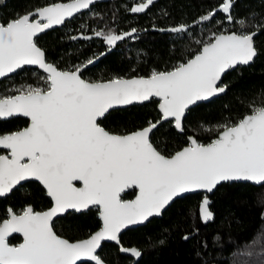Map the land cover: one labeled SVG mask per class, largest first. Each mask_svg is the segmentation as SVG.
<instances>
[{
    "label": "snow or ice",
    "instance_id": "1",
    "mask_svg": "<svg viewBox=\"0 0 264 264\" xmlns=\"http://www.w3.org/2000/svg\"><path fill=\"white\" fill-rule=\"evenodd\" d=\"M93 2L54 3L0 23V78L24 66H38L47 73L46 87L22 86L15 90L17 94L0 97V119L22 115L31 121L23 130L0 135V148L10 153L0 155V197L22 181L35 179L54 202L43 212L31 206L19 214L8 209L9 218L0 221V264H77L84 258L103 264L97 255L102 241L118 242L121 229L159 215L182 193L212 192L223 182L234 181L264 186V106L253 105L251 114L237 123L218 126V138L208 144L189 138V146L171 156L162 155L149 139L156 124L116 135L98 123L114 106L158 97L163 117L174 118L175 127L183 131L182 118L189 106L224 93L227 86L220 82L225 71L248 65L256 57L255 33L214 34V40L194 58L170 71L153 70L147 78L87 82L79 75L80 66L61 71L46 62L34 38L63 25ZM152 3L146 0L131 11L143 12ZM233 3L225 0L217 10L228 13L229 22ZM213 15L202 16L200 22L210 21ZM135 31L95 35L111 47ZM171 31L185 32L187 26ZM74 181L83 186L77 187ZM132 186L139 189L137 198L122 200L120 194ZM90 205L102 209L103 219L102 229L90 238L70 242L53 230L54 217ZM207 205L205 199V220L211 216ZM13 233H21L23 243L10 245L8 237ZM122 250L140 256L136 249Z\"/></svg>",
    "mask_w": 264,
    "mask_h": 264
},
{
    "label": "trees",
    "instance_id": "2",
    "mask_svg": "<svg viewBox=\"0 0 264 264\" xmlns=\"http://www.w3.org/2000/svg\"><path fill=\"white\" fill-rule=\"evenodd\" d=\"M68 0H6L0 6V23L36 8ZM146 0H108L93 4L62 26L35 38L45 52L46 62L59 70H74L97 58L80 76L91 82L114 78L150 76L153 70L169 71L199 52L217 32H244L258 29L254 47L256 57L247 66H238L222 77L226 91L185 113L183 131L177 132L172 121H164L150 134L153 146L169 156L188 144V137L208 144L218 135L222 124H235L251 114L252 106H264V0H236L233 20L219 15L217 23L200 22V18L218 6L221 0H153L143 12L132 8ZM244 23L238 26V21ZM180 25L185 32H172ZM243 26V29H241ZM136 29L130 36L109 46L96 32L122 34ZM242 30V31H241ZM46 76L34 68L23 67L0 80V97L15 95L22 86L46 87ZM157 100L141 105L110 110L98 121L105 130L125 134L160 119ZM25 120L12 117L0 120V134L24 126ZM129 189L121 195L130 199ZM208 200L207 220L202 217L203 201ZM30 205L34 210L49 207L43 189L35 182L15 188L0 198V220L6 208L14 212ZM100 227L96 208L70 212L53 222V230L62 238L75 241ZM187 237V238H186ZM13 238L10 242H15ZM120 245L134 247L140 253L135 264H264V186L249 183H222L212 193H194L174 200L161 214L146 224L121 233ZM97 255L105 264H130L132 258L121 255L112 243H103ZM79 264H92L82 262Z\"/></svg>",
    "mask_w": 264,
    "mask_h": 264
},
{
    "label": "water",
    "instance_id": "3",
    "mask_svg": "<svg viewBox=\"0 0 264 264\" xmlns=\"http://www.w3.org/2000/svg\"><path fill=\"white\" fill-rule=\"evenodd\" d=\"M4 0H0V5L2 4V2H3ZM106 1H108V0H94V2L92 3V4H94V3H99V2H106ZM72 2V0H68V1H65V2H55V3H71ZM52 4H54V3H52ZM52 4H48V5H45V6H43V7H46V6H50V5H52ZM91 4V5H92ZM90 5V6H91ZM89 6V7H90ZM43 7H40V8H43ZM36 9H39V8H36ZM36 9H34V10H36ZM89 8H87V9H82L79 13H74V15H73V17L74 16H76V15H78V14H80V13H82V12H85V11H87ZM34 10H32V11H30V12H28V13H32ZM24 15V14H23ZM23 15H21V16H23ZM73 17H71V18H73ZM37 19H38V17H36ZM71 18H66L65 19V22L66 21H68V20H70ZM43 22V21H42ZM60 26H62V25H54L51 29H53V28H57V27H60ZM51 29H47V30H45V32L46 31H48V30H51ZM45 32H43V33H45ZM43 33H39L38 35H37V37L39 36V35H41V34H43ZM225 34H231V33H225ZM254 36V35H253ZM36 38V37H35ZM34 38V39H35ZM215 38V37H214ZM214 40V39H213ZM212 40V41H213ZM203 47V46H202ZM202 47H201V49H200V51L202 50ZM199 51V52H200ZM198 52V53H199ZM197 53V54H198ZM196 55V54H195ZM194 55V56H195ZM194 56H192L190 59H192V58H194ZM96 60H97V58H94L92 61H93V63H85V64H83L82 66H80V68H81V71H80V73L85 69V68H87V67H90L91 65H93L95 62H96ZM189 60V59H188ZM186 62V61H185ZM252 62V61H251ZM250 62V63H251ZM84 65H87L86 67L84 66ZM238 66H246V65H238ZM24 67H30V68H36L37 70H39L41 73H43L46 77H47V73H45L42 69H40L38 66H24ZM237 67V66H236ZM234 69V68H233ZM59 70V69H58ZM75 70V69H74ZM61 71H73V70H61ZM170 71V70H169ZM227 71V70H226ZM226 71H225V73H226ZM15 73V72H14ZM14 73H11V74H9L7 77H9V76H11V75H13ZM80 73H79V75H80ZM224 73V74H225ZM223 74V75H224ZM222 75V76H223ZM7 77H5V78H7ZM138 77H143V76H133V77H128V78H125V79H130V78H138ZM147 77H149V76H146L145 78H147ZM82 78V77H81ZM2 79H4V78H0V80H2ZM83 79V78H82ZM221 79H222V77H221ZM112 80V79H111ZM107 81H109V80H107ZM107 81H100V82H107ZM87 82H91V81H87ZM93 83H95V82H93ZM223 94V93H222ZM219 95H221V94H217L216 96H214V97H211V98H209L208 100H205V101H198L195 105H197V104H200V103H206V102H208V101H210V100H212V99H214L215 97H217V96H219ZM154 99H156L157 100V104H156V109H157V111H158V113L160 114V119L158 120V121H156V122H154V123H152V124H156L157 126L159 125V123H162V122H164V121H172V124H173V126H174V128L176 129V131L177 132H181V130L180 129H177L176 127H175V120H174V118H171V117H169V118H167V119H165L164 117H163V114H162V112H161V110H160V108H159V104H160V98H158V97H153ZM146 102H148V101H144V102H134L133 104H131V105H141V104H144V103H146ZM131 105H117V106H114L112 109H109V111L110 110H114V109H122V108H126V107H128V106H131ZM195 105H191V106H189V109L191 108V107H193V106H195ZM187 111V110H186ZM107 114V113H106ZM105 114V115H106ZM249 115V114H248ZM246 116V115H245ZM244 116V117H245ZM13 117H21V118H23V119H26L28 122H27V125H26V127H29L30 126V123H31V121H30V118H28V117H24V116H22V115H15V116H13ZM244 117H242L241 119H243ZM103 117H101V118H98V121L99 120H101ZM6 119H9V118H2V119H0V120H6ZM183 119V118H182ZM240 119V120H241ZM149 125H147V126H145V127H148ZM25 127V128H26ZM102 127V126H101ZM145 127H142V128H140V129H137V130H134V131H131V132H128V133H125V134H116V135H127V134H130V133H132V132H135V131H138V130H142L143 128H145ZM24 129V128H23ZM23 129H21V130H23ZM18 131H20V130H18ZM107 131V130H106ZM16 132V131H15ZM111 133V132H110ZM4 134H10V133H4ZM111 134H115V133H111ZM151 134V133H150ZM2 135V134H1ZM218 135H219V133H218ZM218 135H217V137L216 138H218ZM149 137H150V135H149ZM189 138H193V137H188V144L186 145V146H183L182 148H180L179 150H177V151H180V150H182L184 147H187V146H189ZM215 138V139H216ZM215 139H213V140H215ZM0 150H4V151H6L7 153H5V154H2V155H10V153H9V150H7V149H3V148H0ZM177 151H175L174 153H172L171 155H174ZM163 155V154H162ZM171 155H169V156H171ZM36 182V183H38L44 190H45V192H46V196L50 199V201H51V206L48 208V209H46V210H44V211H48V210H50L53 206H54V202H53V200L51 199V197L47 194V190H46V188H45V186H43V184H42V182H40V181H37V180H35V179H29V180H27V181H22L21 182V184H24V183H26V182ZM237 182H240V183H249V184H254V183H252V182H246V181H234V182H223V183H237ZM20 184V185H21ZM74 184L77 186V187H82L83 185H82V182L81 181H74ZM78 184V185H77ZM255 185V184H254ZM19 186V185H18ZM17 186V187H18ZM129 189H134L135 190V193H134V195H133V197L131 198V199H122V200H126V201H132V200H135L136 198H137V196L139 195V189H138V187L137 186H132V187H129V188H126L125 190H124V192H126L127 190H129ZM214 191V190H213ZM212 191V192H213ZM124 192H122L120 195H122ZM212 192H208L207 190H203V189H193V190H190L189 192H187V193H182L180 196H178V197H175V198H173V200L172 201H170L169 202V204L168 205H166L165 206V208L161 211V213L159 214V215H155V216H152V217H149V219H148V221L151 219V218H160L161 217V214H162V212L174 201V200H176V199H178V198H182V197H184V196H186V195H189V194H194V193H212ZM10 194V193H9ZM9 194H7V195H9ZM7 195H5V196H3V197H0V198H4V197H6ZM90 208H96L97 209V213H98V218H99V220H100V227L98 228V229H96L95 231H93L92 233H90L88 236H86V237H84V238H82V239H79V240H75V241H70V242H77V241H81V240H85V239H88V238H90V236L91 235H93V234H95L97 231H100L101 229H102V227H103V219H102V216H101V211H102V209L100 208V207H98V206H89V208L88 209H90ZM88 209H84V210H80V211H77V210H72V209H69L67 212H65V213H61V214H59L57 217H54L53 218V221L56 219V218H58V217H61V216H65L67 213H69V212H76V213H80V212H85V211H87ZM43 212V211H42ZM8 218H9V213H8ZM3 221V220H2ZM148 221H144V222H141V223H139V224H135V225H128L126 228H123V229H121V231H120V233H119V236H118V242L117 241H102L101 242V246H102V244L103 243H112V244H114V245H116L117 247H118V251H119V253L121 254V255H125V256H129L130 258H132V262L130 263V264H135V262L136 261H138V259L140 258V256L139 257H137V256H134L133 254H131V252L129 251V252H125V251H123L122 249H129V250H131V249H136V248H134V247H130V248H125V247H122L121 245H120V241H119V237H120V235H121V233L122 232H124L125 230H127V229H130V228H135V227H137V226H142V225H144V224H146ZM13 235H18V236H20L21 238H22V240H21V242L20 243H18L17 245H19V244H21V243H23V235L21 234V233H13L11 236H13ZM11 236H9V237H11ZM8 237V238H9ZM10 245H12V244H10ZM17 245H13V246H17ZM101 248V247H100ZM99 248V249H100ZM99 249H97V253H98V251H99ZM137 250V249H136ZM140 255H141V253H140ZM101 260V259H100ZM102 261V260H101ZM82 262H89V263H92V264H95V262H93V261H90L89 259H87V258H84V259H82L81 261H78L77 262V264H79V263H82ZM103 264H105L104 262H103Z\"/></svg>",
    "mask_w": 264,
    "mask_h": 264
},
{
    "label": "flooded vegetation",
    "instance_id": "4",
    "mask_svg": "<svg viewBox=\"0 0 264 264\" xmlns=\"http://www.w3.org/2000/svg\"><path fill=\"white\" fill-rule=\"evenodd\" d=\"M6 0H4L3 2H2V4L5 2ZM235 1L236 0H234V3H235ZM239 1V0H238ZM225 2V0H221V2H220V4L218 5V6H216V7H214L210 12H208L207 14H205V15H208L209 13H214V15L212 16V19L210 20V21H206V23H209V24H212V21H213V23L215 22V23H217V20H218V18H219V15H221V14H224V15H226V16H228L229 14L228 13H223L222 11H217L218 9H220V7H221V5L223 4ZM143 3H146V2H143ZM234 3H233V6H234ZM1 4V5H2ZM95 4V3H94ZM141 4V3H140ZM140 4H138V6L140 5ZM0 5V6H1ZM93 5V4H92ZM91 5V6H92ZM90 6V7H91ZM233 6H232V8H233ZM89 7V8H90ZM89 10V9H88ZM231 11H232V9H231ZM83 13V12H82ZM231 13V12H230ZM204 15V16H205ZM200 21V20H199ZM214 23V24H215ZM238 26H241V24H237ZM262 27H264V23L261 25V28ZM241 29H243V26H242V28ZM242 31V30H241ZM233 31H227V32H217V33H215V34H221V33H223V34H225V33H232ZM237 34H241L242 32H240V33H238V32H236ZM244 33V32H243ZM252 33H255L254 34V36H253V43H254V39H255V36L259 33V30L258 29H255V30H251V31H248L247 32V34H252ZM214 39V36L208 41V42H210V41H212ZM208 42H206V43H208ZM206 43H204L202 46H204ZM201 46V47H202ZM201 49V48H200ZM200 51V50H199ZM197 54V53H196ZM254 59V58H253ZM250 64V63H249ZM248 64V65H249ZM247 66V65H246ZM238 67V66H237ZM26 68H30V67H26ZM236 68V67H235ZM234 68V69H235ZM34 69H36V68H34ZM19 70V69H18ZM17 70V71H18ZM229 70H233V69H228L227 71H229ZM16 71V72H17ZM226 71V72H227ZM43 74V73H42ZM44 75V74H43ZM223 77V76H222ZM220 83H222V79H221V82ZM222 95V94H221ZM220 96V95H219ZM218 97V96H217ZM216 98V97H215ZM187 112V111H186ZM12 118V117H11ZM21 118V117H20ZM23 119V118H22ZM7 120V119H6ZM25 120V124H24V126H22L21 128H19V129H17V130H14V131H12V132H15V131H18V130H21V129H23V128H25L26 127V125H27V120L26 119H24ZM1 121H3V120H1ZM12 132H7V133H12ZM1 135V134H0ZM5 153H7L6 151H4V150H0V155H2V154H5ZM31 182V181H30ZM27 183V182H26ZM36 183V182H35ZM25 184V183H24ZM38 184V183H37ZM22 185V184H21ZM39 185V184H38ZM78 185V184H77ZM20 186V185H19ZM40 186V185H39ZM41 187V186H40ZM17 188V187H16ZM42 188V187H41ZM43 189V188H42ZM43 191H44V195L46 196V192H45V190L43 189ZM8 196V195H7ZM47 197V196H46ZM5 198V197H4ZM48 198V197H47ZM122 199V198H121ZM131 199V198H130ZM48 200H49V202H50V205H49V207L51 206V201H50V199L48 198ZM27 206H30V205H26V206H24V208L21 210V211H18V212H16L17 214H19V213H21ZM49 207H47V208H45V209H43V210H40V212H42V211H44V210H46V209H48ZM8 209L9 208H6V213H5V216L0 220V221H2V220H4V219H7L8 218ZM91 209V208H90ZM34 210V209H33ZM89 210V209H88ZM87 210V211H88ZM34 211H38V210H34ZM86 212V211H85ZM70 213V212H69ZM76 213V212H75ZM61 217H63V216H61ZM59 218V217H58ZM57 219V218H56ZM54 222V221H53ZM57 235H59V234H57ZM17 238V240L15 241V242H10L13 238ZM21 240H22V238L20 237V236H18V235H13V236H11V237H9L8 238V242H9V244H12V245H17L18 243H20L21 242Z\"/></svg>",
    "mask_w": 264,
    "mask_h": 264
},
{
    "label": "rangeland",
    "instance_id": "5",
    "mask_svg": "<svg viewBox=\"0 0 264 264\" xmlns=\"http://www.w3.org/2000/svg\"><path fill=\"white\" fill-rule=\"evenodd\" d=\"M26 86H28V85H26Z\"/></svg>",
    "mask_w": 264,
    "mask_h": 264
}]
</instances>
